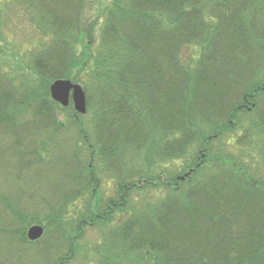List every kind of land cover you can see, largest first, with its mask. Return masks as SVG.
<instances>
[{"label":"trees","instance_id":"obj_1","mask_svg":"<svg viewBox=\"0 0 264 264\" xmlns=\"http://www.w3.org/2000/svg\"><path fill=\"white\" fill-rule=\"evenodd\" d=\"M87 1L20 0L52 38L37 49L32 62L45 93L32 102L27 93L0 82V156L9 149L2 150L1 144L14 139L8 144L20 150L18 163L22 146L32 145L42 155L48 151L47 139L65 128L88 141L82 115H69L70 124L61 121L57 111L65 108L51 99L49 86L59 78L78 82L71 73L75 67L94 77L88 90L83 82L88 94L90 89L96 93L90 161L78 157L70 162L72 173L64 177V187L55 188L46 215L33 214L24 223L14 208L18 224L0 225L4 241H15L20 252L21 247L31 251L40 240L27 239L29 225L48 220L46 230L55 226L59 232L53 249L71 247L58 264L73 254L74 238L63 239L64 208L99 184L94 155L114 177L115 196L103 206L99 201L88 207L78 232L87 224L105 223L125 209L133 192L145 190L151 178L135 155L148 145L163 158L186 156L196 143L207 153L213 142L239 126L242 135L228 145L257 150L258 164L264 166V0H115L113 7L99 8L101 15L108 12L99 54L93 58L78 56L71 41L74 33H83ZM21 106L32 108L27 122H43L39 129L45 130V139L19 145L17 135L27 129L16 110ZM35 127L30 131L36 132ZM214 153L194 160L191 174L181 173L185 179L177 188L164 186L156 200L109 229L113 245L132 256L109 264H264V176L257 177V168L251 171L230 155ZM26 194L30 200L50 198L41 189ZM36 201L31 208L38 207ZM12 253H0V259Z\"/></svg>","mask_w":264,"mask_h":264},{"label":"rangeland","instance_id":"obj_2","mask_svg":"<svg viewBox=\"0 0 264 264\" xmlns=\"http://www.w3.org/2000/svg\"><path fill=\"white\" fill-rule=\"evenodd\" d=\"M114 2L115 0L87 1L84 12L83 33L81 32L82 35L80 36V32H76L72 36L73 39H71L78 56L88 53L89 57L92 56L93 58L99 54L101 46L100 29L108 12L107 10L101 15L99 8L101 7V11L107 5L113 7ZM50 40H52L51 35L41 29V24L37 20L35 21L34 15L20 4V0H0V82H3V84L11 83V86L15 87L17 91L27 93L29 100L32 102L34 99L42 97L45 93V84L41 85L40 76L33 67L32 62L37 49ZM71 73L73 78H78L76 83L82 84L83 87V82L86 84L87 90L94 81V77L91 79L90 73L86 70L81 71L80 67L73 68ZM89 95H91L90 102ZM95 95V91L90 89L89 94L87 93L88 111L81 116V124L86 130L88 141L75 129L71 131L64 127L63 134L59 132L58 136L47 139L50 141L48 151H42V155L37 154L32 145L30 148L22 146L23 151L21 154H23L18 163L15 157L20 150L17 147L10 146L14 139L9 137L10 139L6 140L7 144H1L2 150L3 148L9 149L6 150L7 152L1 153L0 156V194L2 197V200L0 199V225L13 226L14 223L18 224V214L12 211L14 208L19 214L21 213L24 223L32 221L33 214L46 215L49 211L47 201L51 200L55 188L64 187L66 185L64 177L72 173L74 167L70 165V162L78 157L82 159V162L90 161L89 148L90 144L95 141ZM16 110L21 118V123L27 124L23 125L27 129L17 135L21 138L19 141L21 144L19 145H25L23 140L29 145L28 142H31V139L36 138V140L41 141L46 138L45 130L39 129L43 122L39 120L32 124L27 122L30 120L32 108L21 106ZM57 112L61 121L66 123L67 117L73 115L75 109L71 103L65 109H58ZM70 122L71 119L67 120V123L70 124ZM29 124H31L30 127H33V124L36 125L37 128H35L38 130L36 132L30 131ZM241 135L242 128L238 126L224 137L213 142L207 153L205 149H200L198 143H196L191 146L190 152L186 156L176 158L175 156L167 158L158 156L151 150L153 147L148 145L135 155L138 163L148 172V180L151 178L150 183L146 184L148 186L144 188L145 190L140 192L138 189L133 192L125 209L116 211L111 219H108L105 223L87 224L78 232L75 230L79 227L80 220L90 210V206L98 205L99 201V206H103L109 198L115 196L114 177L107 170L106 164L101 161L100 157L94 155L91 162L96 170V178L99 184L93 185L86 194L66 206L61 217V222L67 228L66 237H63V239L74 238L73 254L64 264H109L113 260H117L119 263H125L122 260L131 261L132 256L127 255L128 253L125 251H121L119 249L121 248L120 245H113L112 240L108 237L109 229L118 221L130 215L134 209L142 208L149 201L156 200L164 193L166 186L170 190L177 188L180 174L188 172L189 167H195L197 163L194 160L199 161L208 153L215 152L214 154H219L222 157L230 155L232 160H238L251 171L257 168V177H263L264 166L258 164L257 150L250 151L240 149L241 147L232 148L228 145V142L232 139L236 140ZM37 148L42 149V145L40 144ZM76 153L78 155H75ZM128 155L130 156V154ZM17 170H20V172ZM202 173L203 171L200 172V174ZM200 176L202 175L196 176V178ZM171 179V184H167ZM142 182H145V180ZM152 185L157 186L154 188ZM40 189L44 190L50 198L41 200V197L35 194L40 200L36 201L34 196L31 200L27 197V192L39 191ZM35 201L40 202V204L38 207L31 208L36 206ZM37 208H41V210H36ZM4 221L6 222L4 223ZM42 221L43 226L49 223L45 219ZM47 230L40 239L39 244L31 247V251L21 247V252L18 250L15 241L9 244L4 241L7 235L0 234V253H15V255L12 253L9 257L1 258L0 264L4 260L7 264H58L61 257L71 249L70 243L68 246L63 245L60 248L53 249L54 243L57 241L56 234L59 232L55 230V226L48 227ZM46 252L49 254L47 257L44 255V253L47 254ZM20 256L23 257L22 260H20Z\"/></svg>","mask_w":264,"mask_h":264},{"label":"water","instance_id":"obj_3","mask_svg":"<svg viewBox=\"0 0 264 264\" xmlns=\"http://www.w3.org/2000/svg\"><path fill=\"white\" fill-rule=\"evenodd\" d=\"M50 95L54 101L63 106H68L70 99H72L74 108L78 113L84 114L87 111L86 92L80 84L73 83L70 79L55 80L50 85ZM43 234V226L35 224L29 228L27 236L30 240H38Z\"/></svg>","mask_w":264,"mask_h":264}]
</instances>
